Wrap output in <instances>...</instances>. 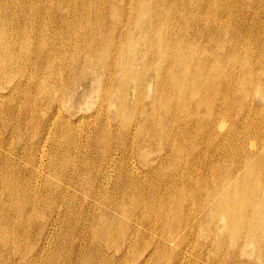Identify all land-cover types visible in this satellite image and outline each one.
<instances>
[{
  "label": "rangeland",
  "instance_id": "1",
  "mask_svg": "<svg viewBox=\"0 0 264 264\" xmlns=\"http://www.w3.org/2000/svg\"><path fill=\"white\" fill-rule=\"evenodd\" d=\"M33 1L35 4L30 1L33 7L28 8L33 18L25 24L31 33L33 29L39 34L43 31V36L36 40L38 46L29 51L33 59L40 58L41 68L28 75L27 80L22 79L18 89L12 90L0 81V264H252L257 253L263 256L264 0H180L181 34L175 31V16L180 13L172 10L161 16L165 24L167 20L170 22L163 31L169 34L171 51L167 55V67L161 73L169 80L167 92L181 97V107L174 106L166 117L163 111L170 102L164 97L167 102L164 108H159L160 97L155 100L151 80L155 81L156 67L150 55L145 61V43L140 40L151 27L143 23L144 16L135 24L133 44L125 52L128 67L121 65L116 71L106 100L103 96L109 84L105 81L108 72L101 71L104 78L91 85L88 78L95 73L86 64L83 68L88 78L79 82L81 66L75 60V36L60 30V37L59 31L53 29L55 13L63 12L72 18L76 11L88 15L101 8L103 12L98 11L104 18L99 17L100 22H105L102 19L109 15L113 24L106 23L101 30L106 42L103 46L96 45L99 49L96 60L101 52L115 56L119 47L108 41L113 34L108 29L111 25L115 27L113 20L121 8L126 6L125 13L134 15L133 4L127 7L128 0H102L99 4L94 0L97 5L93 0H45L50 8L45 10L38 6V0ZM180 1L165 0L163 4L169 11ZM228 2L236 5L232 7ZM8 8L4 11V23L10 19ZM215 14L222 20H219L221 24L214 21ZM194 15L200 18L197 20ZM20 18L26 20L23 15ZM79 37L78 48H87L88 56H92L88 50L90 40L85 35ZM44 39L55 48L53 56L46 48L40 50L39 44ZM250 52L253 57L249 64L246 60ZM256 60L258 63L254 66ZM162 62L164 66L165 61ZM66 68L69 69L66 71ZM171 79L177 81L178 89H170ZM43 85L46 90L39 88ZM69 90L73 96L68 99ZM83 90L85 93L81 96ZM124 96V107L119 109L117 101ZM145 116L149 117L147 125L137 128ZM153 121L158 124L155 126ZM130 171L131 176H127ZM225 179L224 187L215 198L219 208L212 212L218 225H225L222 235L209 222L210 208L207 204L201 205L199 199L209 193L215 180L220 183ZM139 180L141 186L136 184ZM153 193L165 205L154 204L156 207L149 212ZM243 250L245 255L240 253Z\"/></svg>",
  "mask_w": 264,
  "mask_h": 264
},
{
  "label": "bare ground",
  "instance_id": "2",
  "mask_svg": "<svg viewBox=\"0 0 264 264\" xmlns=\"http://www.w3.org/2000/svg\"><path fill=\"white\" fill-rule=\"evenodd\" d=\"M30 1H32L33 2V4H35L34 3V1L33 0H30ZM29 0H6V1H2L1 0V2H0V81L1 82H5V83H7L9 86H10V88L13 90L14 88H16V89H18V88H20L22 85H20L21 84V80L22 79H26L27 80V78H28V75H32L33 73H35V72H37V69L40 67V65H41V60H40V58L38 59V58H35V59H33L34 57H32V56H30V53H29V51H30V49L31 48H34L33 46H38V43L36 42V40L38 39V38H40L41 36H43V34H42V32L40 31V34L36 31V30H32V33L27 29L28 27H26V21H29L31 18H33V16H32V14L29 12L30 10H28V8H29V6H32V3L30 2ZM37 1V0H36ZM48 1V0H47ZM71 1V0H70ZM87 1V0H86ZM91 1V0H90ZM94 1V0H93ZM102 0H98V4L101 2ZM127 1V0H126ZM165 0H128V3H127V7H130L132 4H133V6L135 7L134 8V10H135V13H134V15H127L128 13H125L126 11V6H125V8H121V10H118V11H120L118 14H119V16L118 15H116V17L114 18L115 20H113V21H115L114 23L116 24L115 25V27L113 26V25H111L112 27H110V29H108V30H110L111 32V34H112V36H111V38H110V40H108L109 42H110V44H112V45H114V47H119V53H118V55H115V56H111L110 54H106V53H104V52H101V53H99V54H97V59L98 60H96V52H99V49H98V47H96V45H98V46H103L104 44H105V42H106V40H105V37H104V35H103V32L101 31L102 30V28H104V26H106V23H107V26L110 24V22L112 23V18L110 19V17H109V15H107L105 18V20L104 19H102V21H105V22H103V23H101L100 22V19H99V17H102L103 15V13H101V8L99 9V10H101L100 12L98 11V9L93 13V14H91V13H88V15H87V13L86 12H81V13H79V12H75L74 14V16L72 17V18H69V17H66L65 16V14H62V13H55L54 14V19H53V23H52V25H53V29H56L57 31H59V36H60V30L62 31V32H64L65 34L66 33H73L74 35L73 36H75L74 37V47H76L77 48V51H75L74 52V54H75V60L78 62V65L80 64V66H81V71L79 72V75H78V77H80L81 79H78V81L80 82L81 80H83V79H87L88 77H86V72H85V69L83 68L84 66L86 67V64H89L90 65V67L91 68H93L94 70H93V72L95 73V76H91L90 78H88V79H90V81H91V85L92 84H98L99 83V81H100V77H103L104 78V76H101L103 73L101 72V71H107L108 73L107 74H105V81H106V83H109V84H107L106 85V88H105V90H104V96H103V99L104 100H106V96L111 92V87L109 86V85H111V82L112 83H114L113 81H114V77H115V74L117 73L116 71L117 70H119V68L121 67V65H123L124 66V68H126V67H128V64L126 65V61H125V59H124V56H125V52H126V50L127 49H130V46L133 44V39H134V37H133V29H134V27H135V24H137V21H138V19H140V17L141 16H144L145 17V19H144V21H143V23H147L148 25L147 26H151L150 28H149V30H147L146 32H144L143 33V35L141 36V41H142V43H145V48H144V54H145V58H146V60L145 61H147V60H149L148 59V55H150V59H151V62L153 63L154 62V65H155V67H156V71H155V81L154 80H151L152 81V85H153V88L155 89V94L154 95H156V98H155V100H158V98H159V101H158V106H159V108H164V106H165V103L167 102V100H168V102H170V104H169V106H168V108H166L163 112H165L164 113V115H165V117L167 116V114H168V112L171 110V108H174V106H180L181 107V97H178V96H176V95H172V91L170 92V91H168L167 92V90H166V86H167V84L169 83V80L168 81H166V79H165V77H164V75L162 76V73H161V71L162 72H164V69H165V66H166V59H167V55L171 52L170 51V46H169V44H168V42H169V37H168V35L163 31V28H164V26L169 22V20H167L168 22H166V24H165V20L162 18V19H160L161 18V16H165L166 14H169L170 13V11H174V12H176L177 14L178 13H180L182 10H181V1H180V3H175L173 6H174V8L172 7L169 11H168V9L166 10V8H165V4H163V2H164ZM185 1V0H184ZM188 1V0H187ZM193 1V0H192ZM197 1V0H196ZM203 1H205V0H203ZM233 1H235V0H233ZM247 1V0H246ZM249 1V0H248ZM257 1V0H256ZM52 2V1H51ZM81 2V1H80ZM106 2H108V1H106ZM105 2V3H106ZM110 2V1H109ZM114 2V1H113ZM175 2V1H174ZM173 2V3H174ZM202 2V1H201ZM207 2V1H206ZM218 2V1H217ZM222 2V1H221ZM250 2V1H249ZM37 4H38V6L39 7H41V8H43V9H45V10H49L50 8L47 6V4H46V2H45V0L42 2H39V0H38V2H36ZM54 3V2H53ZM89 3V2H88ZM87 3V4H88ZM94 4H96L97 5V2L96 1H94L93 2ZM104 3V4H105ZM123 3L125 4L126 2H124L123 1ZM167 3H168V1H167ZM182 3H183V1H182ZM185 3V2H184ZM183 3V4H184ZM205 3V2H204ZM211 3H212V1H211ZM223 3V2H222ZM225 3V2H224ZM229 3V2H228ZM233 3V2H232ZM255 3V2H254ZM80 4H84V2H81ZM92 4V3H91ZM104 4H102V5H104ZM131 4V5H130ZM209 4V3H208ZM218 4V3H217ZM230 4V3H229ZM233 4H235V3H233ZM233 4H230L231 6L233 5ZM240 4V3H239ZM256 4V3H255ZM260 4V3H259ZM54 5H57L56 3H54ZM59 5V4H58ZM69 5V4H68ZM102 5H100V7L102 6ZM116 5V4H115ZM185 5H186V3H185ZM184 5V6H185ZM205 5V4H204ZM211 5V4H210ZM209 5V6H210ZM214 5H216V4H214ZM223 5V4H222ZM236 5V4H235ZM7 6L10 8V11L8 12V13H10L11 12V14H10V19L8 20V22H5L4 23V20H5V17H4V11L5 10H7ZM52 6V5H51ZM73 6V5H72ZM79 6H81V5H79ZM84 6L86 7V5L84 4ZM91 6V5H90ZM118 6V5H117ZM123 6V5H122ZM203 6V5H202ZM206 6V5H205ZM208 6V5H207ZM208 6V7H209ZM242 6V5H241ZM254 6V5H253ZM33 7V6H32ZM45 7V8H44ZM67 7V6H66ZM76 7V6H75ZM99 7V6H98ZM169 7V6H168ZM167 7V8H168ZM233 7V6H232ZM236 7V6H235ZM260 7V6H259ZM8 8V9H9ZM37 8V7H36ZM40 8V9H41ZM97 8V7H96ZM95 8V9H96ZM107 8H108V6H107ZM117 8V7H116ZM188 8V7H187ZM207 8V7H206ZM206 8H205V10H206ZM215 8H216V6H215ZM219 8V7H218ZM228 8V7H227ZM261 8V7H260ZM31 9V8H30ZM34 9V8H33ZM39 9V8H38ZM54 9V8H53ZM64 9V8H63ZM77 9V8H76ZM75 9V10H76ZM125 9V10H124ZM190 9V8H189ZM192 9H196V8H192ZM208 10H209V8H207ZM32 10V9H31ZM37 10V9H36ZM44 10V11H45ZM57 10V9H56ZM72 10H73V8H72ZM105 10H106V7H105ZM109 10H110V8H109ZM163 10H164V12H163ZM204 10V9H203ZM253 10V9H252ZM264 10V9H263ZM40 11V10H39ZM53 11V10H52ZM60 11V10H59ZM64 11V10H63ZM196 11H197V9H196ZM200 11V10H199ZM202 11V10H201ZM224 11V10H223ZM6 12V11H5ZM34 12V11H33ZM43 12V11H42ZM47 12V11H46ZM57 12H58V10H57ZM65 12H66V10H65ZM103 12V11H102ZM191 12H192V10H191ZM204 12V11H203ZM212 12V11H211ZM229 12H231V11H229ZM233 12V11H232ZM236 12V11H235ZM251 12V11H250ZM54 13V12H53ZM86 13V14H85ZM106 13V12H105ZM108 13V12H107ZM110 13V12H109ZM213 13V12H212ZM228 13V12H227ZM240 13H241V11H240ZM244 13V12H243ZM243 13H242V16H243ZM249 13V12H248ZM254 13V12H253ZM256 13V12H255ZM254 13V14H255ZM85 14V15H84ZM193 14V13H192ZM201 14H202V12H201ZM216 14H217V12H216ZM216 14H215V17H214V15L212 16V19H213V17H214V21H217V22H220L219 20H221L220 18H219V20L217 19L218 17L216 16ZM237 14V13H236ZM247 14V13H246ZM257 14V13H256ZM260 14H261V12H260ZM264 14V13H263ZM21 15H23L24 16V18L26 17V20L25 21H22L21 19H23V18H20V16ZM36 15V14H35ZM43 15V14H42ZM45 15V14H44ZM155 15H157V19L155 18ZM171 15V14H170ZM170 15H168V16H170ZM176 15V14H175ZM179 15V14H178ZM189 15V14H188ZM205 15V14H204ZM208 15V14H207ZM210 15V14H209ZM233 15V14H232ZM253 15V14H252ZM252 15H250V17L252 16ZM262 15V14H261ZM261 15H259V16H261ZM7 16V17H8ZM47 16V15H46ZM48 16H50L49 14H48ZM52 16V15H51ZM50 16V17H51ZM110 16H113V15H111L110 14ZM168 16H166V17H168ZM183 16V15H182ZM195 16V15H194ZM220 16V15H219ZM227 16V15H226ZM240 16V15H239ZM257 16H258V14H257ZM37 17V16H36ZM40 17V16H39ZM108 17V18H107ZM118 17V18H117ZM175 17H177V19H176V21H175V31H176V29H177V32H179L180 33V30L179 29H181V20L183 19H181V13H180V15L179 16H175ZM196 17V16H195ZM207 17V16H206ZM221 17V16H220ZM103 18H104V16H103ZM190 18V17H189ZM193 18V17H192ZM191 18V19H192ZM197 18V17H196ZM200 18V17H199ZM199 18H197V20L199 19ZM224 18V17H223ZM7 19V18H6ZM42 19V18H41ZM46 19H48V18H46ZM51 19V18H50ZM166 19V18H165ZM170 19V18H169ZM201 19H202V17H201ZM232 19V18H231ZM247 19V18H246ZM254 19H256V18H254ZM258 19V18H257ZM37 20V19H36ZM207 20V19H206ZM252 20H253V18H252ZM260 20V19H259ZM34 21V20H33ZM174 21V20H173ZM192 21V23H193V20H191ZM202 21H203V19H202ZM208 21V20H207ZM222 21V20H221ZM224 21V20H223ZM231 21V20H230ZM256 20H254L253 22H255ZM37 22V21H36ZM41 22V21H40ZM45 22V21H44ZM184 22V21H183ZM206 22V21H205ZM210 22V21H209ZM225 22V21H224ZM228 22V21H227ZM243 22V21H242ZM257 22H258V20H257ZM30 23H31V21H30ZM34 22H32V24H33ZM43 23V22H42ZM174 23V22H173ZM189 23V22H188ZM197 23H198V21H197ZM223 23V22H222ZM226 23V22H225ZM240 23H241V21H240ZM260 23V22H259ZM7 24V25H6ZM44 24V23H43ZM113 24V23H112ZM169 24H170V22H169ZM220 24H221V22H220ZM229 24V23H228ZM241 24H243V23H241ZM245 24V23H244ZM246 24H248V25H251V24H249V22L248 23H246ZM257 24V23H256ZM41 25V24H40ZM39 25V26H40ZM195 25H196V23H195ZM200 24H198V26H199ZM209 25V24H208ZM212 25V24H211ZM259 25V24H258ZM34 26V25H33ZM38 26V27H39ZM47 26V25H46ZM45 26V27H46ZM110 26V25H109ZM230 26V25H229ZM232 26V25H231ZM235 26V25H234ZM233 26V27H234ZM253 26H255V25H253ZM49 27V26H48ZM47 27V28H48ZM51 27V26H50ZM166 27V26H165ZM189 27V26H188ZM187 27V28H188ZM196 27V26H195ZM212 27H214V26H212ZM246 27V26H245ZM36 28V27H35ZM41 28V27H40ZM143 28V27H142ZM184 28V27H183ZM198 28V27H197ZM264 28V27H263ZM30 29V28H29ZM43 29V28H42ZM41 29V30H42ZM105 29V28H104ZM165 29H167V27L165 28ZM195 29V28H194ZM201 29V28H200ZM199 29V30H200ZM155 30V31H154ZM170 30V29H169ZM191 30V29H190ZM244 30H245V28H244ZM261 30V29H260ZM259 30V31H260ZM50 31V30H49ZM55 31V30H54ZM143 31V30H142ZM166 31V30H165ZM182 31V30H181ZM187 31H189V30H187ZM203 31V30H202ZM201 31V32H202ZM210 31V30H209ZM218 31V30H217ZM246 31V30H245ZM258 31V30H257ZM53 32V31H52ZM169 32V31H168ZM183 32V31H182ZM191 32V31H190ZM201 32H200V34H201ZM230 32V31H229ZM233 32V31H232ZM231 32V33H232ZM51 33V32H50ZM125 33V34H124ZM137 33V32H136ZM203 33V32H202ZM206 33V32H205ZM223 33H225V32H223ZM245 33V32H244ZM261 33V32H260ZM262 33H264V32H262ZM56 34V33H55ZM181 34V33H180ZM197 34H198V32H197ZM208 34V33H207ZM220 34V33H219ZM235 34H237V33H235ZM255 34V33H254ZM257 34V33H256ZM79 35H85L86 37H87V39L88 40H90V42H91V44H89L88 46V50H89V53H92V56H88L89 54H87V48H86V50L85 49H83V48H78L79 47V45H78V43L80 42V37H79ZM185 35V34H184ZM204 35V34H203ZM215 35V34H214ZM221 35V34H220ZM224 35V34H223ZM232 36H233V34H231ZM259 35V34H258ZM53 34H52V36H51V38H53ZM178 36V35H177ZM193 36V35H192ZM202 36V35H201ZM200 35H199V37H201ZM213 36V35H212ZM234 36H236V35H234ZM243 36V35H242ZM61 37V36H60ZM66 37V36H65ZM85 37V38H86ZM107 37H108V35H107ZM207 37V36H206ZM215 37V36H214ZM231 37V36H230ZM245 37V36H244ZM188 38V37H187ZM249 38V37H248ZM251 38V37H250ZM254 38V37H253ZM257 38V37H256ZM45 39H46V37H45ZM44 39V40H45ZM87 39H86V41H87ZM109 39V38H108ZM171 39V38H170ZM201 39V38H200ZM205 39V38H204ZM234 39V38H233ZM262 39V38H261ZM39 40V39H38ZM37 40V41H38ZM83 40V39H82ZM192 40V39H191ZM199 40V39H198ZM223 40V39H222ZM240 40V39H239ZM238 40V41H239ZM242 40V39H241ZM241 40L239 41V42H241ZM63 41V40H62ZM84 41V40H83ZM85 41V42H86ZM92 41L93 42H95V43H92ZM185 41V40H184ZM187 41V40H186ZM201 41V40H200ZM214 41H215V39H214ZM219 41V40H218ZM217 41V42H218ZM249 41L250 40H248V43H249ZM257 41H258V39H257ZM256 41V42H257ZM36 42V44H33V43H35ZM41 42V41H40ZM178 42V41H177ZM188 42H190V40L188 41ZM198 42V41H197ZM210 42V41H209ZM211 42H212V40H211ZM247 42V41H246ZM260 42V41H259ZM108 43V42H107ZM196 43V42H195ZM213 43V42H212ZM221 43V42H220ZM63 44V43H62ZM82 44V43H81ZM200 44V43H199ZM216 44V43H215ZM226 44H228V43H226ZM242 44V43H241ZM40 46V50L42 49V48H46V49H48V53H49V55L50 56H53L54 54H55V48H53L52 47V45H50V43L48 44V42L45 40L43 43H40L39 44ZM86 45V44H85ZM202 45V44H201ZM209 45V44H208ZM225 45V44H224ZM240 45V44H239ZM254 44H252V46H253ZM258 45V44H257ZM83 46V45H82ZM155 46H157V47H155ZM172 46H174L173 44H172ZM193 46V45H192ZM204 46H206V45H204ZM209 46H211V45H209ZM217 46H219V45H217ZM237 46V45H236ZM243 46V45H242ZM256 46V45H255ZM73 47V48H74ZM87 47V46H86ZM107 47V46H106ZM112 47V46H111ZM233 47H235V46H233ZM254 47V46H253ZM236 48H238V47H236ZM242 48V47H241ZM247 48H248V46H247ZM97 49V50H96ZM113 49V48H112ZM117 49V48H116ZM186 49V48H185ZM225 49V48H224ZM232 49V48H231ZM240 49V48H239ZM34 50H35V48H34ZM40 50H38V51H40ZM80 52H79V51ZM189 50V49H188ZM227 50V49H226ZM237 50V49H236ZM248 50H251V49H248ZM254 50V49H253ZM73 51H74V49H73ZM72 51V52H73ZM116 51V50H115ZM211 51V50H210ZM224 51V50H223ZM240 51H241V49H240ZM37 52V51H36ZM197 52V51H196ZM41 53L42 52H40V55H41ZM184 53V52H183ZM185 53H186V51H185ZM206 53V52H205ZM210 52H208L207 54H209ZM227 53V52H226ZM231 53V52H230ZM244 53V52H243ZM256 53V52H255ZM36 54V53H35ZM204 54V53H203ZM223 54V53H222ZM113 55H114V53H113ZM171 55V54H170ZM221 55V54H220ZM64 56H66V55H64ZM93 56H94V58H95V61H94V58H93ZM221 56H223V55H221ZM220 56V57H221ZM240 56V55H239ZM251 56H252V53L250 52L249 53V55H248V57H247V60H246V62H248L249 64L251 63ZM47 57V56H46ZM70 57V56H69ZM74 57V56H73ZM80 57H82V58H80ZM184 57H185V55H184ZM197 57V56H196ZM242 57V56H241ZM244 57V56H243ZM243 57L241 58V59H243ZM253 57V56H252ZM257 57V56H256ZM72 58V57H71ZM70 58V59H71ZM130 58V57H129ZM240 58V57H239ZM68 59V58H67ZM173 59V58H172ZM203 59V58H202ZM216 59V58H215ZM220 59H223V57L222 58H220ZM219 59V60H220ZM73 60V59H72ZM110 60V61H109ZM114 61V63L113 64H110V65H108V62H113ZM159 60V61H158ZM240 60V59H239ZM70 61V60H69ZM75 61V62H76ZM80 61H82V62H80ZM162 61H165V64H164V66H163V62ZM210 61V60H209ZM63 62H64V60H63ZM168 62V61H167ZM171 62V61H170ZM194 62V61H193ZM64 63H66V62H64ZM258 63V60H256L255 61V64H254V66H256V64ZM68 64V63H67ZM61 65V64H60ZM59 65V66H60ZM65 65V64H64ZM88 65V66H89ZM112 65V66H111ZM193 65V64H192ZM241 65V64H240ZM245 65V62H244V64L242 65V66H244ZM58 66V67H59ZM63 66V65H62ZM72 65H70V67H71ZM96 66V67H95ZM168 66H171V65H169L168 64ZM200 66V65H199ZM239 66V65H238ZM66 67V66H65ZM64 67V68H65ZM89 67V68H90ZM95 67V68H94ZM112 67V68H111ZM167 67V66H166ZM198 67V66H197ZM201 67V66H200ZM31 68V69H30ZM41 68V67H40ZM60 68V67H59ZM58 68V69H59ZM63 68V67H62ZM61 68V70H63ZM77 68V67H76ZM159 68V69H158ZM163 68V69H162ZM170 68V67H169ZM188 68V67H187ZM253 68V65L250 67V70H251V75L253 76L254 75V70L252 69ZM260 68V67H259ZM258 68V69H259ZM45 69L47 70V68L45 67ZM67 69H69V68H66V71H67ZM73 69V68H72ZM128 69V68H127ZM230 69V68H229ZM240 69V68H239ZM244 69V68H243ZM257 69V70H258ZM77 70H79L78 68H77ZM152 70V69H151ZM173 70V69H172ZM217 70V69H216ZM142 71V70H141ZM194 71V70H193ZM227 71V70H226ZM229 71V70H228ZM60 72V71H59ZM71 72V71H70ZM120 72H122V71H120ZM124 72H125V70H124ZM151 72V71H150ZM168 72V71H167ZM205 72V71H204ZM213 72V71H212ZM244 72V71H243ZM259 72H260V70H259ZM47 73V72H46ZM61 73V72H60ZM78 73V72H77ZM77 73H76V75H77ZM147 73V72H146ZM145 73V75H147ZM228 73V72H227ZM247 73V72H246ZM58 74V73H57ZM89 74V73H88ZM73 75V74H72ZM191 75V74H190ZM199 75H201V74H199ZM34 76V75H33ZM36 76V75H35ZM167 76H168V74H167ZM59 77V76H58ZM57 77V78H58ZM76 77V76H75ZM248 77V76H247ZM258 77H260V76H258ZM31 78V77H30ZM56 78V79H57ZM72 78H73V76H72ZM166 78H168V77H166ZM170 78H171V76H170ZM190 78H191V76H190ZM248 78H250V77H248ZM70 79V78H69ZM151 79V78H150ZM206 79V78H205ZM216 79V78H215ZM214 79V80H215ZM246 79V78H245ZM255 79V78H254ZM260 79V78H259ZM51 80V79H50ZM61 80V79H60ZM172 80V79H171ZM262 80H263V78H262ZM47 81V80H46ZM69 81H71V80H69ZM76 82H77V79L75 80ZM120 81V80H119ZM122 81H124V80H122ZM217 81V80H216ZM256 81V80H255ZM254 81V82H255ZM260 81V80H259ZM0 82V83H1ZM50 82V81H49ZM155 82V83H154ZM252 83H253V81H251ZM26 83V82H25ZM36 83V82H35ZM46 83H48V82H46ZM151 83V82H150ZM217 83V82H216ZM7 84H6V87H7ZM50 84L52 85V83L50 82ZM69 84V83H68ZM251 84V83H250ZM254 84V83H253ZM264 84V83H263ZM39 85V84H38ZM47 85V84H46ZM55 85V84H54ZM125 85V84H124ZM170 86H171V90H173L174 88H177V87H179V84L177 83V81L175 80H172L171 82H170V84H169ZM217 85V84H216ZM223 85V84H222ZM248 85V84H247ZM109 86V87H108ZM122 86V85H121ZM207 86V85H206ZM230 86V85H229ZM24 87V86H23ZM38 87V86H37ZM46 87V86H45ZM45 87H44V85L43 86H39V88L41 89V90H46L45 89ZM47 87H49V86H47ZM124 87V86H123ZM150 87H152V86H150ZM163 87V88H162ZM221 87V86H220ZM224 87V86H223ZM255 87V86H254ZM261 87V86H260ZM50 88H51V86H50ZM58 88V87H57ZM77 88V87H76ZM108 88V89H107ZM227 88V87H226ZM229 88V87H228ZM3 89V88H2ZM40 89H39V91H40ZM52 89V88H51ZM69 89V88H68ZM118 89V88H117ZM122 89V88H121ZM178 89V88H177ZM193 89V88H192ZM218 89H220V88H218ZM217 89V90H218ZM24 90V89H23ZM55 90V89H54ZM125 90V89H124ZM207 90V89H206ZM221 91H224V90H222V89H220ZM264 90V89H263ZM9 91H11V90H9ZM78 91V90H77ZM176 91V90H175ZM193 91V90H192ZM229 91V90H228ZM231 91V90H230ZM0 92H2V90L0 91ZM35 92V91H34ZM63 92V91H62ZM94 92H96V91H94ZM117 92V91H116ZM115 92V93H116ZM121 92V91H120ZM119 92V93H120ZM134 92V91H133ZM167 92V93H166ZM65 93V92H64ZM70 95H68V99L69 98H71V96H73V91L71 92L70 90H69V92H68ZM84 93H85V91L83 90V92H81V96L82 95H84ZM97 93V92H96ZM95 93V94H96ZM230 93V92H229ZM260 93V92H259ZM88 94V93H87ZM186 94V93H185ZM6 95V94H5ZM77 95V94H76ZM116 95V94H115ZM124 95H125V92H124ZM2 96V94H0V97ZM65 96V95H64ZM112 96V95H111ZM119 96V95H118ZM133 96V95H132ZM150 96H152V95H150ZM228 96V95H227ZM4 97V96H3ZM37 97V96H36ZM164 97H166L167 98V100H164ZM188 97V96H187ZM89 98V97H88ZM109 98V97H108ZM119 98V97H118ZM117 98V99H118ZM125 98H126V96H124V98L123 99H119V101H117L118 102V104H119V109H120V107H124V104L123 103H125ZM117 99H115V100H117ZM187 99V98H186ZM189 99V98H188ZM72 100V99H71ZM113 100H114V98H113ZM204 100V99H203ZM0 101H1V99H0ZM145 101V100H144ZM148 101V100H147ZM183 101H185V100H183ZM223 101L225 102V104H227V99H223ZM252 101V100H251ZM69 102V101H68ZM111 102V101H110ZM109 102V103H110ZM116 102V101H115ZM114 102V103H115ZM132 102V101H131ZM187 102H190V100H188ZM234 102V101H233ZM48 103V102H47ZM114 103H113V106H114ZM144 103V102H143ZM252 102H250V104H251ZM41 104V103H40ZM85 104V103H84ZM95 104V103H94ZM102 104V103H101ZM138 104V103H137ZM190 104V103H189ZM62 105H63V103H62ZM79 105V104H78ZM103 105V104H102ZM93 106V105H92ZM148 106V105H147ZM99 107H101V106H99ZM109 107H110V105H109ZM139 107V106H138ZM146 107V106H145ZM90 108V107H89ZM113 108H115V107H113ZM87 109V108H86ZM106 109V108H105ZM116 109V108H115ZM137 109V108H136ZM141 109H142V107H141ZM66 110V109H65ZM112 110V109H111ZM118 110V109H117ZM163 110V109H162ZM138 111V110H137ZM145 111V110H144ZM143 111V112H144ZM66 112H68V111H66ZM103 112V111H102ZM106 112V111H105ZM109 112H110V110H109ZM108 112V113H109ZM116 112V111H115ZM141 112H142V110H141ZM104 113V112H103ZM146 113V112H145ZM143 114V113H142ZM46 115V114H45ZM79 115V114H78ZM99 115H101V114H99ZM145 115V114H144ZM148 115V114H147ZM56 116V115H55ZM58 116V115H57ZM108 116H109V114H108ZM120 116V114L118 113V117ZM259 116V115H258ZM258 116H257V118H258ZM103 117H105V116H103ZM134 117V116H133ZM254 117H256V116H254ZM260 117V116H259ZM102 118V117H101ZM140 118V117H139ZM155 118H156V116H155ZM169 118V117H168ZM168 118H165V119H167L168 120ZM178 118H179V116H178ZM145 120L143 121V122H141V123H138L137 124V128L138 127H142V126H144L148 121H149V117L147 116H145V118H144ZM256 119V118H255ZM254 119V120H255ZM138 121L140 120V119H137ZM136 120V121H137ZM162 120V119H161ZM160 120V121H161ZM257 120V119H256ZM255 120V121H256ZM260 120H262V118L260 119ZM223 121H224V119H223ZM254 121V122H255ZM140 122V121H139ZM154 122V121H153ZM249 122H252V120L251 121H249ZM260 122V121H259ZM150 123V122H149ZM132 124V123H131ZM154 125L155 124H158V123H153ZM248 124V123H247ZM251 124H254L253 122L251 123ZM250 124V125H251ZM256 124H258V123H256ZM261 124V123H260ZM259 124V125H260ZM13 125V124H12ZM126 125V124H125ZM147 125V124H146ZM161 125V124H160ZM164 125V124H163ZM218 125H220V122L218 123ZM223 125H224V123H223ZM258 125V126H259ZM156 126V125H155ZM166 126V125H165ZM254 126V125H253ZM257 126V125H256ZM117 127V126H116ZM128 127V126H127ZM127 127H126V129H127ZM130 127V126H129ZM249 127V126H248ZM133 128V127H132ZM146 128V127H145ZM157 128H159V127H157ZM222 128H224V127H222ZM255 128V127H254ZM162 129V128H161ZM249 129V128H248ZM158 130V129H157ZM164 131V130H163ZM174 131V130H173ZM140 132V131H139ZM144 132V131H143ZM142 132V133H143ZM162 134H163V132H161ZM160 133V134H161ZM174 133V132H173ZM173 133H172V135H173ZM180 133V132H179ZM128 134V133H127ZM176 134H178V133H176ZM256 134V133H255ZM168 135V134H167ZM144 136V135H143ZM158 136H159V134H158ZM161 136V135H160ZM174 136V135H173ZM177 136H179V134L177 135ZM134 137V136H133ZM132 137V138H133ZM142 137V136H141ZM140 137V138H141ZM255 138V137H254ZM149 139V138H148ZM155 139H157V137H155ZM164 139V138H163ZM165 140V139H164ZM163 140V141H164ZM253 140V139H252ZM159 141H160V139H159ZM158 141V142H159ZM250 141V140H249ZM169 142V141H168ZM137 143V142H136ZM160 143V142H159ZM175 143V142H174ZM133 144V143H132ZM169 144H171V143H169ZM137 145V144H136ZM159 146V145H158ZM178 146L180 147L181 145H179V143H178ZM166 147V146H165ZM177 146H175L174 148H176ZM134 149V148H133ZM157 149H158V147H157ZM166 149H168V148H166ZM159 150V149H158ZM181 150V149H180ZM145 151V150H144ZM162 151V150H161ZM161 151H160V153H161ZM5 152V151H4ZM134 152V151H133ZM158 152V151H157ZM181 152V151H180ZM145 154V153H144ZM158 155V154H157ZM181 155V154H180ZM148 156V155H147ZM159 156V155H158ZM145 157V156H144ZM156 157V156H155ZM109 158V157H108ZM147 158V157H146ZM159 158V157H158ZM113 159H115V158H113ZM109 161V160H108ZM145 162V161H144ZM263 162V161H262ZM106 163V162H105ZM106 165V164H105ZM261 165H262V163H261ZM260 167V166H259ZM36 168V167H35ZM106 168V167H105ZM107 170V169H106ZM114 170V169H113ZM81 171V170H80ZM72 172V171H71ZM128 172V171H127ZM82 174V173H81ZM131 176V171L127 174V176ZM133 175V174H132ZM113 176V175H112ZM93 178V177H92ZM103 178H104V176H103ZM130 179V178H129ZM217 179H218V177H217ZM136 179H134V181H135ZM145 180H147V179H145ZM221 180H223V179H221ZM142 181H144V180H142ZM144 182H146V181H144ZM225 182H226V179L224 180V181H221L220 183H218V180H215V182H214V184H213V186H212V189L209 191V193L206 195V196H202V198L201 199H199V203L201 204V205H204V204H207L208 205V209L210 208V214L208 215L209 216V222L211 223V224H215L214 226H215V231L217 232H219V233H222L221 231H223L225 228H224V226L223 225H221V226H219L218 225V223H217V221H216V219H215V217H214V214H212V212L213 211H217V209L219 208V205H218V203L216 202V200H215V198L217 197V192H218V190H220V189H222L223 187H224V184H225ZM103 183V182H102ZM148 183V182H147ZM137 185H142V183L140 182V180H139V182L137 181V183H136ZM109 186V185H108ZM195 186V185H194ZM34 188V187H33ZM104 189V188H103ZM65 191V190H64ZM104 191V190H103ZM63 192V191H62ZM101 192V191H100ZM113 193V192H112ZM33 194V193H32ZM99 194V193H98ZM116 195V194H115ZM121 195V194H120ZM197 195V194H196ZM95 196H96V194H95ZM198 196V195H197ZM196 196V197H197ZM119 197V196H118ZM219 197V196H218ZM84 198V197H83ZM86 198V197H85ZM95 198V197H94ZM93 198V199H94ZM120 198L121 197H119V201H120ZM123 199V198H122ZM167 200V199H166ZM93 201V200H92ZM91 201V202H92ZM110 201V200H109ZM108 201V202H109ZM83 202V201H82ZM101 202H102V200H101ZM123 202V201H122ZM68 203V202H67ZM99 203V202H98ZM157 203H162V205L164 206L165 204V201H161V200H159L158 199V196L157 195H154V193L152 194V196H151V206L149 207V212L154 208V207H156L154 204H157ZM100 204V203H99ZM111 204V203H110ZM118 204L120 205V207H123V204L121 203L120 204V202H118ZM66 205V204H65ZM96 205V204H95ZM221 205V204H220ZM24 206V205H23ZM107 206V205H106ZM163 206H161V209L163 210L164 208H163ZM68 207V206H67ZM116 207H118L117 205H115V208ZM200 207V206H199ZM109 208H111V207H109ZM207 208V207H206ZM92 209V208H91ZM120 209V208H119ZM119 209H117V210H119ZM200 209V208H199ZM171 210V209H170ZM221 210V209H220ZM105 211V210H104ZM113 211V210H112ZM111 211V212H112ZM91 212V211H90ZM118 213H119V211H117ZM230 212V211H229ZM62 213V212H61ZM117 213V214H118ZM243 213H245L244 211H243ZM98 214V213H97ZM103 214V213H102ZM117 214H115V215H117ZM112 215H114V213L112 214ZM241 215H243V214H241ZM246 215V214H245ZM87 216V215H86ZM101 216V215H100ZM106 216H108V215H106ZM250 216V215H249ZM91 217V216H90ZM96 217V216H95ZM94 217V218H95ZM102 217H103V215H102ZM105 217V216H104ZM120 217V216H119ZM203 217V216H202ZM205 217H206V215H205ZM218 217V216H217ZM97 218V217H96ZM138 218V217H137ZM27 219V218H26ZM222 219H223V217H222ZM196 220V219H195ZM206 222V221H205ZM220 222H222L221 220H220ZM207 231V230H206ZM169 232V231H168ZM200 232V231H199ZM213 232V234L215 233L214 231H212ZM132 233V232H131ZM218 233V234H219ZM259 233V232H258ZM9 234V233H8ZM11 234V233H10ZM10 234H9V236H10ZM170 234V233H169ZM215 234H217V233H215ZM176 235H178V234H176ZM175 235V236H176ZM221 235V234H220ZM222 235H223V233H222ZM257 235H259V234H257ZM258 238V237H257ZM257 238H256V240H257ZM260 238V237H259ZM261 238H262V236H261ZM264 238V237H263ZM158 239V238H157ZM234 239V238H233ZM249 239V238H248ZM225 240H226V238H225ZM242 240V239H241ZM171 241H172V239H171ZM221 241V240H220ZM227 241V240H226ZM261 241V240H260ZM224 242V241H223ZM228 242V241H227ZM241 242V241H240ZM246 242V241H245ZM177 243V242H176ZM222 243V242H221ZM220 242H219V244H221ZM236 243H237V241H236ZM208 244V243H207ZM216 244V243H215ZM243 244V243H242ZM239 245V244H238ZM222 246V245H221ZM207 247V246H206ZM229 247V246H228ZM231 247V246H230ZM235 247V246H234ZM234 247H232L233 249H234ZM29 248V247H28ZM258 248V247H257ZM263 248V247H262ZM245 249V248H244ZM259 249V248H258ZM244 251V250H243ZM240 252V253H245V251L244 252ZM259 252H261V251H259ZM228 253V252H227ZM230 254H231V252H229ZM236 254H237V252H236ZM246 254V253H245ZM244 254V255H245ZM242 255V254H241ZM227 257V256H226ZM250 259V258H249ZM228 260V259H227ZM240 261H242V260H240ZM248 262V261H247ZM253 262L254 263H257V264H264V253H263V256L260 254V253H257L256 254V256H254V258L252 259V264H253ZM239 263H241V262H239ZM251 264V263H250Z\"/></svg>",
  "mask_w": 264,
  "mask_h": 264
}]
</instances>
